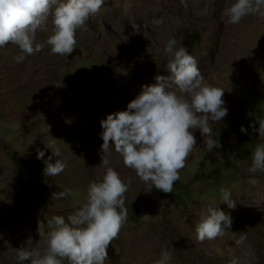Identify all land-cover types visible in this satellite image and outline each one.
Segmentation results:
<instances>
[{
	"label": "rangeland",
	"instance_id": "374dc122",
	"mask_svg": "<svg viewBox=\"0 0 264 264\" xmlns=\"http://www.w3.org/2000/svg\"><path fill=\"white\" fill-rule=\"evenodd\" d=\"M122 1L125 8L117 10L112 2L105 9L107 17H93L77 30L70 55L51 54L46 44L51 18L47 30L37 33L36 42L44 44L41 52L17 63L16 46L0 48V264H18L16 250L39 243V221L47 232L53 216L67 222L82 206L89 184L106 171L100 166L101 121L126 111L125 100L154 84L157 75H168L170 57L164 46L170 39L196 58L206 83L225 91L229 113L210 124L215 141L211 150L199 130H193L197 143L171 194L155 188L145 192L136 172L110 148L109 166L128 185V216L104 264H145L143 251L131 253V238L148 231L156 243L166 241L162 246L171 254V264H225L221 251L193 243L183 228L194 226L200 213L216 206L232 219L230 232L236 241L230 243L231 250L243 247L250 264H264V203L253 194L264 189V172L254 177L249 172L256 146L264 143L251 127L264 119V17L249 15L229 26L221 13L232 0ZM121 101L125 105L117 109ZM46 144L59 149L60 157ZM37 149L44 151V160L61 159L65 170L46 178ZM222 189L231 194L234 209L223 203ZM55 192L66 195L52 199Z\"/></svg>",
	"mask_w": 264,
	"mask_h": 264
},
{
	"label": "clouds",
	"instance_id": "9594fccd",
	"mask_svg": "<svg viewBox=\"0 0 264 264\" xmlns=\"http://www.w3.org/2000/svg\"><path fill=\"white\" fill-rule=\"evenodd\" d=\"M104 3L105 0H0V48L16 46L20 54L13 59L17 63L41 52L44 44L36 42L37 33L47 30L51 18V35L46 40L51 54L70 55L77 44V30L99 16ZM249 15L264 17V0H232L224 7L221 19L236 25ZM177 44L176 39H170L164 46L170 57L168 75H157L156 82L143 86L126 111L101 121L100 166L106 170L103 178L89 184L85 202L68 216L67 222L63 216H53L47 221V232L44 223L38 222L39 243L32 249L16 250L18 264H104L108 259L107 249L119 238L128 216V185L109 166L110 148L122 158L125 167L136 172L145 192L155 188L165 194H171L180 179L179 171L197 143L195 131L199 130L205 146L212 149L215 141L210 124L223 121L229 113L223 100L225 91L206 83L196 58L186 48H177ZM251 127L264 139V119L254 121ZM241 132L247 134L248 129L241 126ZM46 147L51 148L53 156L60 157L59 149L49 144ZM44 156V151L37 149L46 178L59 175L67 167L61 159L52 163V156L47 160ZM249 172L253 177L264 172V143L256 146ZM256 182L250 179V183ZM221 192L223 203L234 209L231 194L223 189ZM65 195L55 192L52 199ZM231 224L230 215L217 206L209 207L195 225L196 239H215L224 235ZM171 259L165 250L154 264H171ZM230 264H238V260L232 259Z\"/></svg>",
	"mask_w": 264,
	"mask_h": 264
},
{
	"label": "bare ground",
	"instance_id": "6f19581e",
	"mask_svg": "<svg viewBox=\"0 0 264 264\" xmlns=\"http://www.w3.org/2000/svg\"><path fill=\"white\" fill-rule=\"evenodd\" d=\"M157 1H163V0H157ZM115 2V8L117 10H121L123 8H125V3L122 0H105V3L101 9V12L99 14V16H97L96 18H104L107 17L106 13H105V9L107 8V6L112 3ZM114 7V6H113ZM112 8V7H111ZM124 14V13H123ZM260 17V16H259ZM244 19V18H243ZM247 19V18H246ZM250 19V18H249ZM261 19V18H260ZM243 20H241L242 22ZM245 21V20H244ZM262 21V20H261ZM251 22L253 23V21L251 20ZM251 22L248 21V23L251 24ZM259 22V21H258ZM247 23V22H246ZM256 23V22H255ZM259 24V23H258ZM252 25V24H251ZM261 27V24H259ZM230 26V25H229ZM228 27V26H227ZM238 28V26H235ZM256 28V27H255ZM261 29V28H260ZM232 30V29H231ZM236 30V29H235ZM238 30V29H237ZM257 30V29H256ZM240 31V30H239ZM260 31V30H259ZM257 32V31H256ZM225 54V53H224ZM227 55V54H226ZM239 55V54H238ZM245 56V55H244ZM240 58V57H239ZM223 60V59H222ZM236 60V59H235ZM228 62V61H227ZM228 65H232V63H227ZM236 64V63H235ZM238 64V63H237ZM208 66V65H207ZM225 66V65H224ZM221 67V65H220ZM230 67V66H229ZM224 68V67H223ZM226 69V68H225ZM224 69V70H225ZM228 69V68H227ZM232 70V69H231ZM235 70V69H234ZM240 75V74H239ZM46 78V77H45ZM239 79V78H238ZM241 87V86H240ZM241 93V92H240ZM138 97V95H133L130 98L126 99L125 101L127 102H131L134 99H136ZM122 102V103H121ZM118 102V106H114L117 109H121V107H123L125 105V102L123 103V101ZM106 107V105H105ZM107 110V109H106ZM105 111L104 109H98L97 111H95L97 113V115H100L102 112ZM72 127V126H71ZM251 191V190H250ZM249 192V191H248ZM263 192V193H262ZM254 195H260L263 197V203H264V189H261L260 191H254L253 193ZM249 194H247V192L245 193L246 197ZM259 197V196H258ZM242 198V197H241ZM243 199V198H242ZM241 199V200H242ZM255 200V199H254ZM251 203V202H250ZM249 203V204H250ZM254 204V203H253ZM246 205V204H245ZM264 209V208H263ZM207 210H204V212L200 213L199 216L197 217V222L195 223V225L200 221L201 215L206 213ZM195 220V219H194ZM176 222H179V219L176 218L175 219ZM195 225L194 226H189V224L183 226L185 233L190 236L191 240L193 241V243H196L199 246H204L207 247V249L209 248V250H218L221 251V257L223 258L225 264H230V261L232 259H236L238 260V264H250V257L247 255V253H245V251L243 250V247L241 248L240 246H236L235 249H232L234 251L231 250V245L230 243H232V241H236L235 239H233L231 237V233L230 232V228H226L224 235L222 236H218L215 239H205L204 241H198L196 239L195 236ZM156 226V227H155ZM152 227V226H151ZM192 229H191V228ZM232 227V226H231ZM158 227L157 225H154V227H152L153 230H156ZM161 230V229H159ZM183 231V230H182ZM151 232V231H150ZM149 231L147 233H143L141 236L138 237V235H135V238H131V253L132 251L134 252V255H139L141 254L140 252L143 251V253L145 254V259H147L145 261V264H154V261L158 260L160 258L161 252L164 251L163 249V244L166 243V241H159L158 243H156V240L154 241V239H152L151 233ZM6 234V233H5ZM8 236V235H7ZM6 236V237H7ZM130 236V235H129ZM233 236V235H232ZM155 237V235L153 236ZM166 237V236H164ZM8 238V237H7ZM157 238V237H156ZM3 239V236H2ZM5 239V236H4ZM189 239V237H188ZM167 240V239H166ZM1 242V241H0ZM130 242V241H129ZM168 242V241H167ZM5 243V242H4ZM2 243V244H4ZM238 243V242H237ZM236 244V243H235ZM125 245V244H124ZM166 245V244H165ZM6 246V245H5ZM114 246V245H113ZM196 246V245H195ZM4 247V245H3ZM168 247V246H166ZM127 248V247H126ZM208 250V251H209ZM122 251V250H121ZM126 251V250H125ZM248 252V251H247ZM130 253V254H131ZM123 254V253H122ZM120 254V255H122ZM126 254V253H125ZM250 255V254H249ZM128 257V256H127ZM138 257V256H136ZM123 258V257H122ZM126 258V257H125ZM129 258V257H128ZM132 258V257H130ZM134 258V257H133ZM132 258V259H133ZM131 259V260H132ZM133 261V260H132ZM174 261V260H173ZM172 262V261H171ZM129 263V262H128ZM253 263V262H252ZM255 264V263H254Z\"/></svg>",
	"mask_w": 264,
	"mask_h": 264
}]
</instances>
